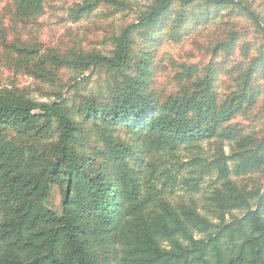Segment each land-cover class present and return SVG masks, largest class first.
<instances>
[{"label": "trees", "instance_id": "16d2710c", "mask_svg": "<svg viewBox=\"0 0 264 264\" xmlns=\"http://www.w3.org/2000/svg\"><path fill=\"white\" fill-rule=\"evenodd\" d=\"M147 1L114 37L110 55L7 44L0 27V45L12 54L8 65L52 88L66 68L80 79L67 91L88 83L90 71L114 77L105 95L76 93L74 105L62 91L38 102L25 88H0V264H264V191L231 180L264 168V137L244 133L235 122L254 117L264 18L243 0ZM51 2L13 5L22 21ZM175 3L182 8L174 24L180 32L186 9L232 8L248 17L260 40L256 54L250 55L256 43L243 47L232 84L220 95L212 63L173 99L160 101L148 91L151 65L133 53V36L148 38L161 28ZM101 4L133 10L121 0H83L70 16L76 22ZM238 39L230 28L210 46L211 58L231 56ZM118 128L136 143L120 141ZM212 139L235 148L206 158L202 145ZM214 174L205 192V179ZM55 189L59 213L50 206Z\"/></svg>", "mask_w": 264, "mask_h": 264}, {"label": "rangeland", "instance_id": "374dc122", "mask_svg": "<svg viewBox=\"0 0 264 264\" xmlns=\"http://www.w3.org/2000/svg\"><path fill=\"white\" fill-rule=\"evenodd\" d=\"M126 5L130 4L133 10L115 9L107 5H99L89 15L83 16L78 21H73L69 11L83 0H52L42 13L36 18H18L13 0H0V27L4 31L7 44H26L40 47V49L60 48L63 51L77 46L88 52H101L110 55L114 49L113 39L118 36L121 30L135 21L134 9L148 4L147 0H121ZM264 18V0H243ZM182 8L175 3L171 12L167 16L168 21L161 28L151 31L148 38L146 34L134 35L133 53L137 57L147 59L151 65V83L148 91L154 93L158 100L166 101L168 97L175 96L178 91L185 88L191 89L192 83L198 76L204 77L208 64L216 73L213 87L219 95L232 84V77L235 76L233 68L236 61L241 60L243 47L246 43L254 44L250 46V55L256 54L259 49L258 36L251 26L246 15L236 12L232 8H223L215 11L196 6L186 9L187 22L181 32L174 28L177 14ZM227 21H231L225 24ZM233 28L238 32L239 39L231 56L223 54L211 58L210 46L218 39L224 38L225 33ZM180 33L178 39H174V33ZM0 88H25L30 97L38 102H50L54 98L47 93L62 91L64 98L68 99L69 105H74L73 97L76 93H84L89 96L105 95L108 87L113 85L114 77L98 76L97 73H85L90 76L89 82L79 86L78 90H66L68 84L76 79L77 74L69 69H62L59 72V84L56 88L43 83L37 78L26 75L21 70H17L8 65V56L12 54L4 50L0 45ZM184 67H192L190 74L184 72ZM132 71L128 74L130 75ZM63 88V89H62ZM254 89L257 91V99L254 104L253 119L239 117L236 123L243 129L244 133H256L264 137V70L260 72L254 81ZM88 126V125H87ZM94 131L97 128H93ZM114 136L119 137L126 145L133 146L136 138H132L124 128H118ZM223 148L225 154H229L235 148L233 142L218 139L206 141L202 145L203 156L212 157L213 153L220 152ZM215 174L205 179L204 191H208L209 183L215 179ZM238 186H244L251 191H264V168L254 174L243 177L231 178ZM181 197L180 195L176 198ZM200 198V197H195ZM203 204L202 198L196 199ZM50 206L60 212V195L55 189L52 192ZM233 215H241V211L232 212ZM230 217L226 216V221ZM216 222V220H214Z\"/></svg>", "mask_w": 264, "mask_h": 264}]
</instances>
